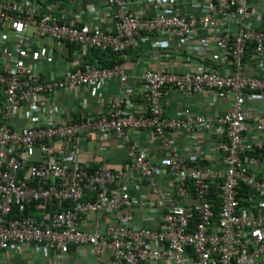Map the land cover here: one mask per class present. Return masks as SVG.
<instances>
[{
	"label": "built area",
	"instance_id": "obj_1",
	"mask_svg": "<svg viewBox=\"0 0 264 264\" xmlns=\"http://www.w3.org/2000/svg\"><path fill=\"white\" fill-rule=\"evenodd\" d=\"M48 1L78 0H0V253L33 248L64 260L75 252L90 264H264V156L254 153L264 143L246 134L249 111L264 110V0H107L78 13L49 10ZM71 44L80 63L48 73L51 50ZM145 44L171 49L184 70L146 69L139 105L124 62L85 60L93 48L125 53ZM110 81L119 93L104 113L55 122V94ZM168 90L208 92L227 106L170 116ZM144 132L166 172L137 143ZM179 132L192 144L206 138L218 159L188 160ZM98 135L122 141L120 168L78 158L76 143Z\"/></svg>",
	"mask_w": 264,
	"mask_h": 264
},
{
	"label": "crops",
	"instance_id": "obj_2",
	"mask_svg": "<svg viewBox=\"0 0 264 264\" xmlns=\"http://www.w3.org/2000/svg\"><path fill=\"white\" fill-rule=\"evenodd\" d=\"M89 5H100L103 9L107 6V0H78L77 2H61L56 4L53 1L46 2L47 9L53 11L59 8H65L67 13L83 12L85 7ZM103 16L106 17V12L103 11ZM86 22L91 23L92 20L85 18ZM38 43V41H37ZM31 44L32 56L36 55V44ZM151 45L150 43H148ZM144 45L143 48L130 51L126 57H124V64L127 72L130 76L131 84V96L133 102L139 105L141 101L140 90L142 86V74L146 69H159L166 68L171 70L183 71V62L179 59V56L171 54V49L155 48ZM80 49V47H79ZM79 49L76 53L70 54V47L67 45L56 46L51 50L50 54L52 61L43 60L46 71L52 75H62V71L66 66H77L80 63L81 58L79 55ZM94 49V48H93ZM92 51V50H91ZM87 55V61L94 64L101 65L103 58L93 55V53ZM92 59V60H91ZM109 63L110 61L105 60ZM119 82H103L98 88L90 86H79L74 88H68L62 90L54 95L55 101L51 105V111L56 115L55 122L60 123L64 119L69 117H83L88 114L95 116L104 113L109 106V100L112 96L119 93ZM81 101H85V105L81 104ZM165 111L168 115L174 116L181 113L184 108H190L193 113H206L211 114L217 109H222L227 106L223 102L216 103L208 92L196 93L190 96L182 95L177 90H168L163 99ZM51 116V112L48 109L45 113V117ZM249 128L246 134L260 140L264 143V110L249 111ZM13 125L19 126L22 124L20 117L12 121ZM137 143L141 149L146 150L149 155L160 164L166 172V159L161 158L159 152L161 151L158 144L150 141V135L147 132L136 135ZM174 139L176 146L185 154L189 160L194 155L200 157H207L216 161L218 159L214 149L210 148L208 141L204 138V142L192 144L189 143L182 133H175ZM61 145L60 140H56V146L59 148ZM77 153L78 158L89 162L92 165L97 163H91L90 160L95 157L100 160L106 161L113 168H120L127 159V153L123 147L122 141L116 135H98L91 140H79L73 147ZM66 153L71 155L70 149L66 150ZM264 156V154H260ZM162 173H164L162 171ZM161 183L166 186V178L161 177ZM59 257V256H58ZM58 257H53L49 254H42L37 252L33 248L26 249L22 254H4L0 253V264H90L85 263L84 256L72 252L68 254L64 260H60Z\"/></svg>",
	"mask_w": 264,
	"mask_h": 264
},
{
	"label": "trees",
	"instance_id": "obj_3",
	"mask_svg": "<svg viewBox=\"0 0 264 264\" xmlns=\"http://www.w3.org/2000/svg\"><path fill=\"white\" fill-rule=\"evenodd\" d=\"M69 47H70V54L71 55L76 53L77 50L79 49V45H77V44H71V45H69ZM130 51H132V50H128L125 53H118V52H114V51H111V50H102L101 48H94V49H92L91 52L93 53V55L101 57V58L106 56V58L103 59V61H101V65L102 66H113L115 64L124 62V57H126V55ZM85 60L87 61V57H86ZM105 60H108L110 62L107 63V62H105ZM254 153L256 155L264 154V149H262L261 151L257 150ZM219 191L220 190L218 188H213V192H212V196L215 199V201H214V204H215L214 205V209H215L216 213H218V209L220 208V196H219L220 194H219ZM240 192H241V197L242 198H246L247 194H249V190L245 186L241 187ZM243 204L247 205L248 203L243 201Z\"/></svg>",
	"mask_w": 264,
	"mask_h": 264
}]
</instances>
